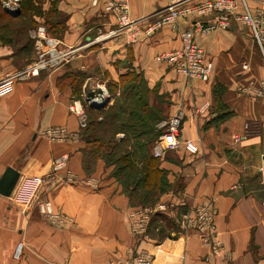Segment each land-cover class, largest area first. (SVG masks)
Masks as SVG:
<instances>
[{"label":"crops","instance_id":"crops-1","mask_svg":"<svg viewBox=\"0 0 264 264\" xmlns=\"http://www.w3.org/2000/svg\"><path fill=\"white\" fill-rule=\"evenodd\" d=\"M245 1L255 7L262 0ZM106 2L45 0L64 16L58 32L48 34L66 61L38 75L28 73L0 95V177L8 166L20 173L12 193H0V264H121L143 252L152 264H264V96H253L249 87L251 80L264 82L258 44L235 19L227 27L197 32L195 39L215 69L206 82L187 78L155 56L181 46L179 32L196 28L198 20L214 23L216 12L190 14L177 20V28L165 24L145 35L144 28L167 0H129L132 18H144L140 37L131 41L124 31L109 34L117 22L104 9ZM6 30L0 23V79L31 65L14 62L16 50L3 35ZM76 71L87 72L84 90L96 86L98 73L107 71L118 80L135 72L152 89L151 101L155 92L167 96L169 116L184 110L181 138L196 141L200 151L191 155L180 146L161 157L172 187L159 201L175 212L213 203L215 237L180 228L169 216V235L149 228L147 236L131 231L129 213L139 206L112 175L113 166L98 159L93 173L84 169L85 126L70 110L78 98L69 83L60 82ZM62 155L68 156L73 181L65 170L49 178L54 159ZM34 176L45 177L37 197L31 203L18 200L19 189ZM41 200L52 201L73 222L63 228L52 225L39 210Z\"/></svg>","mask_w":264,"mask_h":264},{"label":"built area","instance_id":"built-area-1","mask_svg":"<svg viewBox=\"0 0 264 264\" xmlns=\"http://www.w3.org/2000/svg\"><path fill=\"white\" fill-rule=\"evenodd\" d=\"M94 3H98V0H94ZM2 5L4 8H12L17 6V1L2 0ZM104 9L112 13L117 22V28L112 29L109 34H117L124 31L128 34L131 41L137 40L140 37L142 29L139 23L144 18H132L129 0H107ZM211 12H216V21L214 23H205L203 20H198L195 23L197 25L196 28L179 32L182 41L181 46L160 51L156 54L155 59L158 62L170 65L176 72L187 78H197L205 82L209 81L213 75L215 64L204 46L196 41L195 34L197 32H208L216 26L227 27L231 19H235L247 27L264 58V0L255 7L249 6L245 0H167V4L157 10L156 18L144 28V34H153L165 24H171L174 28H177V20L190 14L203 16ZM34 33L39 38L37 40L38 43L46 41L49 46L48 52L51 53V57L47 63L50 61L53 64L56 63L55 61L60 58V55H64L57 50V40L49 36L44 26H40L34 30ZM46 66L47 64L43 60L37 64L30 65L24 70L7 74L4 78L0 79V95L11 92L15 82L24 78L28 73L38 75L40 70ZM243 68L250 70L248 62H244ZM249 87H251L250 94L253 96L257 98L264 96V82L255 84L254 80H251ZM90 92L94 93L92 97H88ZM84 94L87 97L88 104L92 100L103 101L107 97H110L107 88L102 85L85 89ZM70 110L80 117L82 125L85 126L86 112L81 99H74L70 104ZM185 115L184 110L180 109L161 123L162 133L154 144L152 151L155 157H162L167 151L176 150L180 146L191 155L197 154L200 151V146L196 141L181 138ZM57 131L53 130L52 133H56ZM64 131V129H61L60 133ZM119 136H123V133H120ZM67 160V155L55 158L49 178L65 170L68 173V179L73 181L74 175L68 170ZM44 180V176L28 178L19 189L17 199L27 203L33 202ZM38 206L41 214L56 227L63 228L73 222V218L70 215L56 209L50 200H41ZM158 212L167 214L171 218L173 217L180 228H194L202 232L203 237L206 239L215 237L214 235L217 233L216 210L211 202H203L183 211L178 210L177 212H175V209L170 210L164 202L160 201L151 207H138L129 213L131 231L137 236H147L152 217ZM174 212L175 215L172 216ZM217 249L218 243L214 241V250L217 251ZM121 264H152V259L146 252H143L136 255L131 261Z\"/></svg>","mask_w":264,"mask_h":264},{"label":"trees","instance_id":"trees-1","mask_svg":"<svg viewBox=\"0 0 264 264\" xmlns=\"http://www.w3.org/2000/svg\"><path fill=\"white\" fill-rule=\"evenodd\" d=\"M21 1V0H20ZM21 6V2H20ZM0 8L1 3H0ZM0 9V20L3 15H10L13 19H20L23 16L21 12L13 16L9 12ZM56 23H48V31L58 32L59 26L64 23V16L59 14ZM16 17V18H14ZM13 21L5 23L7 30L12 27L13 38L21 35H29L31 28H25L24 22L20 20V25L15 27ZM6 30V32H7ZM3 35H6V33ZM30 39L27 38V42ZM82 77L81 71L70 72L65 76L64 84L69 83L73 90L78 85V80ZM118 86L130 90L124 97V101L118 106H109L103 108H94L97 118L90 120L85 127H93L92 131L87 134L84 127V136L87 140V148L84 152L83 165L88 174L93 173L95 163L98 159H103L107 166H113L112 175L122 186L124 192L129 196L132 203L141 207L154 206L162 194L169 191L172 187L168 170L160 165V157L152 154V145L161 133L155 128V125L162 120L161 108H155L150 103V89L140 74L127 72L120 76ZM126 83L128 86L124 88ZM144 87L143 92L140 90L141 85ZM123 133V136H119ZM149 224V231L154 229L156 234L169 235L165 232V226L170 225V218L161 224L159 217L161 212L155 214Z\"/></svg>","mask_w":264,"mask_h":264},{"label":"rangeland","instance_id":"rangeland-1","mask_svg":"<svg viewBox=\"0 0 264 264\" xmlns=\"http://www.w3.org/2000/svg\"><path fill=\"white\" fill-rule=\"evenodd\" d=\"M20 2H21V6H20V4L18 6L20 8V13L22 12L23 16L18 17L20 19H13L12 20L13 17H11L10 15H8V14L3 15L2 19L0 20V23L5 24L6 22H9L11 20V21L15 22L12 25L17 27L20 25V20H21L24 22L23 24L25 25V28H31L30 36L29 35L27 36L24 34V35H21L19 37L15 36V38H13L12 35H10V36L8 35V34L12 33V27L9 28L7 30V32L5 31L3 33L4 34L6 33V35L8 37H10V39L12 40V44L14 45V50H16V51H14V56H16V58L14 59V62L17 64L34 65V64H37V63L44 60L45 64H47V66L44 67L43 69H41L40 70V72H41V71L46 70V69H48L52 66H55L57 64H53V62H51V61L47 63V61L51 57V53L48 52L49 46H48L46 41H43V43L37 42V40L39 38L37 36H35L34 30H36L40 26H44L47 33H49L48 28H47L48 23H56V20L58 19V17H61V16L59 15L60 13L56 12L52 6L45 3V0H21ZM0 3H1V7H3L1 0H0ZM4 12H5V10H4ZM27 38L30 39L29 42H27ZM37 44H38V47H37ZM58 52H60V51L58 50ZM66 58H67L66 55H64V57H63V55L62 56L60 55V58L57 59L55 62H57V63L59 61L65 62ZM81 73H82V77L78 80V85L76 86V88L73 92H74V95L76 96V98L81 99V101L83 102L85 112H87V115H88L87 120L89 122L90 120L96 119L97 114H96V111H92L93 107L87 103V97L83 91L85 78L87 77V72L85 73V72L81 71ZM119 79L115 80L112 77V75L106 71V72L98 73V78H96L93 81L94 83H97L96 86L99 84V85H102L105 88H107V90L110 94V97H109L110 99L108 102L109 106H111V105L112 106H114V105L118 106L119 104H121L120 102L124 101L123 96H126L127 93L130 94L129 93L130 90L128 92L125 90L124 93H122L124 89H121L120 86H118V83H116L119 81ZM128 84H130V83H126L124 85V88H126L128 86ZM140 86H141V88L139 91L142 90V92H143L144 87L142 86V84ZM153 97H154L153 101H151V99H150L151 105L155 108H161L163 110L161 112V114H162V117H164V118L162 120H160L157 123V125H155V128L160 130L162 133L161 123L164 120L169 118V114H168L169 100L167 99V96L165 94H158L157 92H155ZM92 129H93L92 126L90 128L85 127L87 134H89V132H91ZM161 133L159 134V136L157 137V139L153 143L152 151H153V146L157 142V140L159 139ZM169 151H172V150H169ZM169 151H167V152H169ZM135 204H138V203H135ZM139 207H141V206H139ZM155 217H156V215H153L152 219ZM164 218L165 219L168 218L167 214L162 213V216L159 217V220L161 221L162 225H164V223L166 221H168V220H165Z\"/></svg>","mask_w":264,"mask_h":264},{"label":"water","instance_id":"water-1","mask_svg":"<svg viewBox=\"0 0 264 264\" xmlns=\"http://www.w3.org/2000/svg\"><path fill=\"white\" fill-rule=\"evenodd\" d=\"M5 10L10 14H12L13 16H17L20 14L19 6H15L12 8H5ZM93 94H94L93 92H90L88 94V97H92ZM109 99L110 98L107 97L103 101L92 100L90 102V106L94 108H103L108 104ZM19 176L20 173L18 169L14 168L13 166H8L0 177V193L4 196H9L12 193L18 181Z\"/></svg>","mask_w":264,"mask_h":264},{"label":"bare ground","instance_id":"bare-ground-1","mask_svg":"<svg viewBox=\"0 0 264 264\" xmlns=\"http://www.w3.org/2000/svg\"><path fill=\"white\" fill-rule=\"evenodd\" d=\"M108 37V36H107Z\"/></svg>","mask_w":264,"mask_h":264}]
</instances>
